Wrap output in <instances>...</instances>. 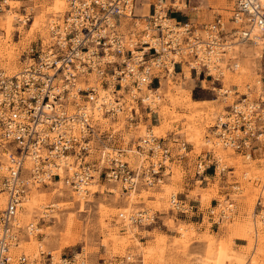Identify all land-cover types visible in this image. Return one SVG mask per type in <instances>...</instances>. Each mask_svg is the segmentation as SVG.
Instances as JSON below:
<instances>
[{
	"label": "built area",
	"instance_id": "1",
	"mask_svg": "<svg viewBox=\"0 0 264 264\" xmlns=\"http://www.w3.org/2000/svg\"><path fill=\"white\" fill-rule=\"evenodd\" d=\"M64 1L66 9L61 19L52 17L48 24V44H40L36 51L29 49L32 55L15 74L9 76L0 68V141L14 147L0 180V193L5 198L0 211V264L9 263L7 247L16 235L10 223L16 206L33 182L45 185L46 181H61L78 195L86 194V187L94 180L118 184L122 191L134 192L160 184L173 158L179 161L185 157L186 154H179L184 144L177 145L171 137L148 135L149 139L125 141L120 131L107 125L122 117L134 127L140 117L144 118L141 113L155 115L133 93L139 89L142 76L150 77L146 88L154 91L159 85L160 69L173 63V72L178 74L182 63L189 66L194 76L218 82L212 75L220 68L214 63L222 60L226 43L254 44L257 37L251 32H264L261 0H232L228 21L235 28L229 30L220 18L200 28L188 21L176 22L167 18V10L159 5V0L148 3L151 13L139 23L134 22L136 0ZM4 10H8L6 0H0V14ZM29 16L21 15L23 25L28 23ZM169 19L173 20L171 25L162 24ZM260 51L262 63L255 84L256 96L249 99L246 93L238 95V100L227 106L211 126L221 147L232 149L243 159H251L254 151L264 145V41ZM89 74L106 91L108 103L102 97L98 100L97 89L84 80ZM77 82L83 87H77ZM232 92L236 94L235 90ZM134 105H139L140 113L131 109L125 114ZM95 109L102 118L99 123L93 118ZM129 142L132 144L128 145ZM173 144L177 145L176 153ZM133 152L136 163L129 161V153ZM25 157L32 163L27 171L29 180H24L20 173ZM210 167L215 173V160L203 158L194 162L198 176ZM167 204L174 215L184 217L193 213L194 206H186L176 194ZM131 219L130 223L138 227L153 223V218L147 222H142L141 217ZM59 260V264H72L71 259ZM45 261L56 264L49 256ZM17 263L25 264L24 258L19 256Z\"/></svg>",
	"mask_w": 264,
	"mask_h": 264
},
{
	"label": "rangeland",
	"instance_id": "2",
	"mask_svg": "<svg viewBox=\"0 0 264 264\" xmlns=\"http://www.w3.org/2000/svg\"><path fill=\"white\" fill-rule=\"evenodd\" d=\"M18 1L10 3V32H6L5 23L0 21V68L9 76L18 72L23 61L32 55L29 49L36 51L40 44L43 47L48 44L49 19H61L66 9L64 0ZM146 2L136 0L138 15L144 14ZM175 4L181 7L180 10ZM231 5L232 0H167L163 6L167 18H174L176 22L188 21L200 28L220 18L229 30L235 28L228 21ZM147 12L151 13L148 8ZM23 14H30L24 26L13 19ZM5 18L6 15H0V20ZM35 19L40 21V26L32 29ZM244 48H232L239 66L236 72H225L220 78L225 89L236 91L226 99L217 92L219 82L194 76L186 68L184 78L175 75L170 80L161 79L152 95L144 91V103L151 104L159 117L150 116L149 124L155 126L158 120L162 121L151 129L152 134L164 139L177 134L180 144H184V150L179 154H186L183 159L173 158L166 164V175L161 184L150 189L140 187L128 195L116 185H101L100 182L98 186L93 185L83 199L61 181L51 180L45 185L33 186L16 212V223L20 228L17 245L9 252L12 259L21 256L27 264H45L48 256L55 260L71 259L72 264H98L99 260H107V264H264V145L258 148L262 149L261 153L243 159L232 150L215 145L211 130L217 117L238 100V95L250 93L249 99L255 97L260 61L253 58L250 49ZM199 82L203 83L202 89ZM189 97L213 102H192ZM115 123L118 124L109 122L107 125L115 126L125 141L128 138L136 141L147 129L145 123L140 122L137 132L126 137L125 122L119 119ZM172 148L174 151L175 147ZM12 150L4 143L0 149V162L7 163ZM129 155V161L136 163L134 152ZM204 157L210 161L221 160L217 166L220 171H215L213 180L199 182L201 176L195 174L194 162ZM207 172L212 173L213 169L210 167ZM2 175L0 171V180ZM175 194L186 206H194L192 212L197 205L205 212H214L208 213L201 225H192L188 215H174L168 210L167 201ZM227 200L233 209L229 210ZM3 207L4 196L0 194V211ZM220 211L224 212V219L218 216ZM140 212L149 217L153 215V223L140 227L132 225L131 218ZM123 217L127 220L123 221ZM212 220L219 221V225H210ZM28 224L39 231L29 233ZM140 237L143 238L140 240ZM234 238L244 240L246 246L232 249ZM141 241L144 243L139 244ZM224 255L227 258L220 262Z\"/></svg>",
	"mask_w": 264,
	"mask_h": 264
},
{
	"label": "bare ground",
	"instance_id": "3",
	"mask_svg": "<svg viewBox=\"0 0 264 264\" xmlns=\"http://www.w3.org/2000/svg\"><path fill=\"white\" fill-rule=\"evenodd\" d=\"M11 1H15V0H6V4H7V6H8V10H4V12L3 13H1L0 15H6L7 16V18H5V19H3V20H0V21H2V22H4L5 23V26H6V32H10V30H9V27L11 28L12 27V24H11V17L8 15L9 13H10V10H11V5H10V3H11ZM175 1V0H174ZM263 3H264V0H261ZM166 2H167V0H165V1H163V0H159V5L161 6V5H165L166 4ZM60 4V3H59ZM63 4V3H62ZM174 6H176V9L177 10H180V6L179 5H177V4H175ZM184 7H185V5H183ZM135 7H136V2H135V5H134V14H135V16L137 17V20L136 21H134L135 23H139L140 21H142V19L143 18H147L148 16H149V13H148V15L147 16H142V15H138L137 13H136V11H135ZM163 14V13H162ZM13 19H15V21L19 24V25H22V26H24L23 24H22V20H23V18L22 17H18V16H14L13 17ZM52 19L50 18L49 19V21H51ZM49 21H48V23H49ZM172 22V20H165V21H163L162 22V24L163 25H165V26H167L168 27V25L170 24H172L171 23ZM40 24V21L39 20H37V19H35L33 22H32V26H31V28L33 29V28H39V25ZM58 24H61V21H58ZM142 27V24H139V28H141ZM48 28H49V25H48ZM30 29V28H29ZM135 29H138V26L135 28ZM233 29V28H232ZM48 30V29H47ZM3 31V30H2ZM29 31V30H28ZM47 32V31H46ZM252 36H256L257 37V39H253V41H254V44H251V43H246V42H240V44H236V46H234V45H229L228 43H226V49L224 50V54H223V57H222V60H220L218 63H214V64H216V66H217V68L219 69L220 68V71L218 70V73H215V75H212L213 76V78L214 79H217L218 80V82L220 81V78L221 77H223V75H224V73L225 72H230V73H234V72H236V70H237V68H238V61H236V59H235V56H234V53H233V50H232V48H237V47H240V49H241V46L242 47H245L244 49H250V50H248V51H250L249 53H252L253 52V58L254 59H256L257 61H260V65H261V60H259V56H260V53H261V47L263 46V41H264V32H262L261 30H253L252 32ZM49 37H50V35H49ZM42 47H43V45H42ZM9 55V54H8ZM249 55V54H248ZM251 56V55H250ZM256 57V58H255ZM173 61H174V59H173ZM175 62V61H174ZM191 66H194L193 64L191 65ZM132 69H134L135 67H131ZM184 68H186V69H189V66L187 67L185 64H182L181 63V66H180V71H178V74H174V72H173V63H171L169 66H167V68H165V69H160V71H159V76H158V79H159V84H160V80L161 79H168V80H170V78L172 77H174L175 75H179V76H182L183 78H184ZM233 70H232V69ZM2 69V68H1ZM3 70V69H2ZM166 70V71H165ZM190 70V69H189ZM212 69H210V73H214L213 71H211ZM4 71V70H3ZM163 73H165L166 74V76H164V77H162V75H163ZM160 77V78H159ZM226 77V76H225ZM224 77V78H225ZM84 78H86V79H84V80H86L87 81V83H88V86H90V87H95L96 89H97V91H98V100L102 97V99L103 100H105L107 103H108V100L106 99V91H104V88H101L100 87V85H99V83H97L96 82V80H94L95 78H94V76H93V74H89L88 76H84ZM149 76H142L141 78H140V85H139V89L138 90H136V91H134V87L132 86L131 88H130V90L134 93V94H138L139 96H140V98L142 99V95L144 94V91H148V92H146V93H150L151 95H152V91H149V89L148 88H146L147 87V85L149 84ZM231 79V78H230ZM210 80V79H209ZM258 81V80H257ZM257 81H256V83H257ZM211 82H212V80H211ZM220 83V82H219ZM83 85L84 84H82V83H80V82H77L76 83V86L77 87H83ZM232 86L233 85H235V84H231ZM159 86V85H158ZM220 86L221 87H219L218 88V90H217V92H218V94H223L224 92L226 93L224 96H221V97H223V99H226L227 97H229V95L231 94V90L230 89H225L224 87H223V85L220 83ZM202 87V86H201ZM110 88V87H109ZM257 90H258V88H257V86H256V89H255V92H256V94H257ZM104 91V92H103ZM232 94H234L233 92H232ZM242 94H245V93H242ZM256 94L254 95V96H256ZM246 95L248 96V97H250V93H246ZM253 96V95H252ZM149 97H151V96H149ZM253 98V97H252ZM252 98H250V99H252ZM147 100H149L148 98H147ZM145 99H144V97H143V99H142V105H145V106H148V105H150V106H148L149 108H150V110L152 111V113H156V111L155 110H152V108H151V104H148V105H146L145 103ZM154 107H156V106H154ZM133 110V112L135 113V114H137L138 112L140 113V109L141 108H139V105H137V106H129V109H128V111L125 113V114H129V110ZM98 111V109H95V110H93V112H92V114H93V118L95 119V120H97L98 121V123L99 122H101V119L102 118H99L98 117V114L97 113H95V112H97ZM124 114H120L119 116H123ZM222 115V114H221ZM221 115H219V116H221ZM118 116V117H119ZM218 116V117H219ZM139 118V114H138V116H137V119ZM119 119H122L124 122H125V124H126V131H125V135H126V137H130L131 135V132L132 133H134V132H137V130H138V127H139V124H140V122H141V117H140V119H139V121H138V123H137V125L136 126H134L133 127V125H131V124H129L126 120H124L122 117H120ZM103 121V120H102ZM105 122H107L108 120H104ZM113 123V122H112ZM114 124H118V123H114ZM95 126L97 127V125L95 124ZM112 127V129H114V131H119V130H117L116 128H115V126H111ZM213 132V131H212ZM214 133V132H213ZM151 136V137H156V138H158L157 136H155L154 134H152V131H151V129H149V128H147L145 131H144V133H143V135H141V138L143 139V138H150L149 136ZM140 137V136H139ZM137 139H138V137H137ZM137 139H136V142H137ZM173 139H175L176 141H177V145H180V142H179V139L178 138H173ZM212 139H213V143L215 144V145H217V146H219L220 148H222V149H224V150H226V149H229V148H223V147H221V144H219V141L214 137V134H213V137H212ZM4 144V142H1L0 141V149H2V145ZM136 144V143H135ZM5 145H7V147H10L11 149H13L14 147L11 145V144H8V143H5ZM177 145H175V144H173V146L174 147H177ZM5 149V148H4ZM106 149H108V147H106ZM5 150H7V149H5ZM230 150H232V149H230ZM180 151V153H181V150H179ZM1 153V152H0ZM205 158V157H204ZM202 159V158H201ZM217 160V159H216ZM215 160V161H216ZM221 162V160H217L216 161V171H220V169H218V164ZM68 163V162H67ZM166 165V164H165ZM31 166H32V163H31V161H30V159L28 158V157H25V159H24V161H23V163H22V168H21V171H20V173H21V177H23L24 178V180H29L30 178H29V173L27 172L28 171V169H31ZM6 167H7V163H2V162H0V171H1V174H3V175H5L3 172H5V169H6ZM165 171H166V169H165ZM165 171H164V176L166 175L165 174ZM2 175V176H3ZM49 181H46L45 182V184H47ZM161 184V183H160ZM32 186H28V188H27V193H28V190L30 189V188H32L33 186H38V185H44V184H37V183H34L33 182V184H31ZM93 185H95V186H98L99 185V182H95V180L94 181H92L91 183H89L88 184V186L86 187V189H87V192H86V194H88L89 192H90V190H91V187L93 186ZM101 185H104V184H101ZM112 185H116V186H118V184H112ZM106 187V186H105ZM111 187V186H110ZM108 188V187H107ZM118 188H119V186H118ZM117 188V189H118ZM109 190H110V188H109ZM120 190H122L121 188H120ZM136 191V190H135ZM134 191V192H135ZM115 192V191H114ZM122 192H124V191H122ZM26 193V194H27ZM126 193H128V195L130 194V193H133L132 191H130V192H126ZM1 195H3L2 193H0ZM86 194H81V195H78V196H81L80 198H82L83 199V196H86ZM26 196V195H25ZM25 196L23 197V199H25ZM172 198H173V196H171ZM22 199V200H23ZM22 200L19 202V204L16 206V212H17V210H18V206L22 203ZM34 200H36L35 198H34ZM77 201H79V200H77ZM4 202H5V198H4ZM33 202V201H32ZM36 202H37V200H36ZM227 203H229L228 204V206H229V210H231V209H233L232 208V203H230L228 200L226 201ZM34 204H35V202H34ZM259 204H260V202H259ZM258 204V205H259ZM217 206H220V205H217ZM4 208V207H3ZM128 209V208H127ZM123 210H126V207L123 209ZM16 212L14 213V217H13V223H10V226H12V230L13 231H15L16 232V235H15V241H13L12 240V242L10 243V246L9 247H7V257H8V264H13V263H16V264H18L17 263V259L16 260H13L12 259V257L10 256V254H9V252H10V249L13 247V246H16L17 244H16V242H17V234H18V229L20 228L19 226H18V223H16ZM214 211H210V213L212 214ZM187 215H190V213H188ZM151 217H149L148 215H147V213H145V212H140L137 216H135V217H141V221L142 222H147L148 220H149V218H153V215H150ZM218 216L221 218V219H224V212L223 211H220V213L218 214ZM134 217V218H135ZM123 219V221H124V219L125 220H127L125 217H123L122 218ZM129 219V218H128ZM132 220V219H131ZM28 232L29 233H33L34 231H39V229H37L35 226H33L32 224H28ZM226 253V252H225ZM41 254V253H40ZM229 255V253H227V256ZM227 256H223V259H221L220 260V262H222V261H224L226 258H227ZM19 257V256H18ZM50 257V260H52V263H56V264H59V262H60V260L58 259V260H55L54 258H52L51 256H49ZM220 258H222V257H220ZM212 259V257H210V259L209 260H211ZM218 260H219V258H218ZM24 261H25V259H24ZM217 261V260H216ZM241 262H243V260H241ZM211 263H212V261H211ZM25 264H27V262L25 261ZM214 264H217V263H214ZM220 264V263H219Z\"/></svg>",
	"mask_w": 264,
	"mask_h": 264
},
{
	"label": "crops",
	"instance_id": "4",
	"mask_svg": "<svg viewBox=\"0 0 264 264\" xmlns=\"http://www.w3.org/2000/svg\"><path fill=\"white\" fill-rule=\"evenodd\" d=\"M143 5H145L144 6V14L142 15V16H147V15H145V13L147 12V8H148V0H147V2L145 3V4H143ZM183 8H185L184 6H183ZM148 13V12H147ZM173 21V20H172ZM204 83H205V81H204ZM202 82H199V86H200V88L202 89ZM210 89H212V88H210ZM190 98V97H189ZM190 100L192 101V102H211L212 100H193L192 98H190ZM213 102V101H212ZM156 111V110H155ZM142 115H143V117L145 118V117H147V119H144V118H142L141 119V122L142 123H145V125H146V127L147 128H149V129H153V128H155V127H157L158 125H160L161 124V122L162 121H160V120H158L159 121V123L157 124V125H155V126H152V125H150L149 123H150V120L149 119H151V117H150V113L149 114H147V113H141ZM155 114V113H154ZM156 115V114H155ZM157 116V115H156ZM157 118H159L158 116H157ZM171 137L172 139L173 138H178L177 137V134H173V135H168V137ZM176 136V137H175ZM259 152L261 153L262 152V149H257V150H255L254 151V155H253V157L254 156H256V155H258L259 154ZM214 179V173H210V172H205L203 175H201V179H199V182H202V181H209V180H213ZM185 185H187V184H185ZM206 185H207V183H206ZM220 188H222L221 186H220ZM185 197H186V195H185ZM193 201H198L196 198H193L192 199ZM197 208V209H196ZM208 213L209 212H205V211H203V210H201L200 209V206L199 205H197L196 207H195V210H194V212L193 213H190V215H188V220L190 221V224H198V225H201L202 224V220L204 219V218H206L207 217V215H208ZM157 217H159V216H157ZM159 218H161V217H159ZM215 223H217L218 225H219V221L218 222H214V220H212V222L210 223V225L211 224H215ZM218 225L216 226L217 227V229H218ZM216 229V230H217ZM204 231H206V230H204ZM141 238H143V237H140V240H141ZM141 243H144L143 241H141V242H139V244H141ZM246 246V244H245V241L244 240H242V239H240V238H234L233 240H232V245H231V247H232V249H235V250H238V249H240V248H243V247H245ZM108 263V261L107 260H103L102 262H101V260H99L98 261V264H107Z\"/></svg>",
	"mask_w": 264,
	"mask_h": 264
}]
</instances>
